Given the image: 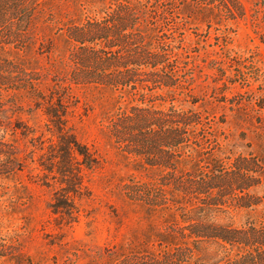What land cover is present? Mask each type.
Wrapping results in <instances>:
<instances>
[{"label": "trees", "instance_id": "trees-1", "mask_svg": "<svg viewBox=\"0 0 264 264\" xmlns=\"http://www.w3.org/2000/svg\"><path fill=\"white\" fill-rule=\"evenodd\" d=\"M58 4L0 0V180L30 165L15 136L37 137L18 114L43 108L58 141L51 145L50 160L40 165L49 171L56 166L67 184L50 206L54 213L79 212L68 193L77 191L82 171L95 169L100 159L70 123L69 90L105 89L114 98V109L104 117L110 141L154 173L146 180L129 175L122 185L125 197L169 210L158 248L128 249L115 264H264V208L240 226L230 216L232 209L254 211L264 204V193L255 190L264 187V151L224 150L216 124L225 120L194 107L199 101L193 91L199 65L185 45L193 25H206L210 37L224 20L245 19V4L114 0L107 9L83 17L67 14L66 20L59 17ZM254 5L255 19L264 18V0ZM42 27L64 41L62 48ZM32 50L46 55V65L27 56ZM242 76L247 78L246 73ZM2 193L0 188V197ZM22 256L17 243L0 236V259Z\"/></svg>", "mask_w": 264, "mask_h": 264}, {"label": "rangeland", "instance_id": "rangeland-1", "mask_svg": "<svg viewBox=\"0 0 264 264\" xmlns=\"http://www.w3.org/2000/svg\"><path fill=\"white\" fill-rule=\"evenodd\" d=\"M241 1L247 8L245 19L224 20L223 25L215 27L219 30L212 28L210 37L206 25H193L186 32L185 45L191 59L199 65L193 86L199 101L194 107L203 108L217 120H225L216 124L224 150L261 153L264 107L259 104L264 105V18L255 19V0ZM113 2L59 0L56 10L66 20L67 14L83 17L85 13L107 9ZM41 30L62 48L64 41L51 29ZM1 53L18 56L14 51ZM27 56L47 63L45 54L32 50ZM242 73H246V79ZM69 91L70 123L79 139L96 152L100 164L95 169H84L82 185H77L76 192L68 193L79 212L72 216L54 213L50 203L57 191L67 187L65 176L57 172L56 166L52 171L43 170L40 163L50 160L51 145L57 144L58 134L49 130L53 128L47 125L43 108L34 107L18 114L32 127L37 139L20 133L15 136L30 165L11 179L0 180V188L6 192L0 197V236L17 243L23 256L16 260L1 258L0 264H115L128 249L158 248V235L169 224V210L131 201L122 191L129 175L146 180L154 173L135 164L133 158L110 141L104 117L114 109L111 92L87 86H73ZM177 104L192 106L180 101ZM255 190L264 193L262 186ZM263 208L264 204L254 211L236 208L230 216L240 226L249 215L259 216Z\"/></svg>", "mask_w": 264, "mask_h": 264}]
</instances>
